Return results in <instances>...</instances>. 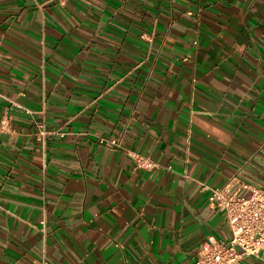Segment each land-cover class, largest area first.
I'll return each instance as SVG.
<instances>
[{
  "label": "crops",
  "instance_id": "crops-1",
  "mask_svg": "<svg viewBox=\"0 0 264 264\" xmlns=\"http://www.w3.org/2000/svg\"><path fill=\"white\" fill-rule=\"evenodd\" d=\"M225 184L264 187V0H0V264H194Z\"/></svg>",
  "mask_w": 264,
  "mask_h": 264
},
{
  "label": "built area",
  "instance_id": "built-area-1",
  "mask_svg": "<svg viewBox=\"0 0 264 264\" xmlns=\"http://www.w3.org/2000/svg\"><path fill=\"white\" fill-rule=\"evenodd\" d=\"M48 132L37 124L35 138L43 142ZM115 145V142H111ZM136 168L151 170L157 165L135 156ZM208 204L225 214L230 229L227 242L209 237L196 255L194 264H239L245 256L259 258L264 251V187L249 189L247 196L231 191L228 184L209 189Z\"/></svg>",
  "mask_w": 264,
  "mask_h": 264
}]
</instances>
